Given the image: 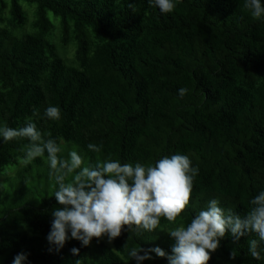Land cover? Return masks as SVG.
Here are the masks:
<instances>
[{
    "label": "trees",
    "instance_id": "obj_1",
    "mask_svg": "<svg viewBox=\"0 0 264 264\" xmlns=\"http://www.w3.org/2000/svg\"><path fill=\"white\" fill-rule=\"evenodd\" d=\"M48 106L61 109L59 121L42 118ZM29 117L46 139L62 137L65 151L79 148L89 165L188 155L199 173L185 224L210 199L244 215L264 190V21L244 0H179L163 15L147 0H0V124L15 129ZM27 143L0 141V173L16 170L0 183V264L21 252L27 264H136L128 252L139 246L171 254L174 241L161 230L181 217L161 218L139 238L125 226L111 243L69 240L56 251L46 237L61 206L54 192L33 186L45 159L18 167ZM256 238L226 234L208 264H264L248 252ZM152 256L144 264H168Z\"/></svg>",
    "mask_w": 264,
    "mask_h": 264
},
{
    "label": "clouds",
    "instance_id": "obj_2",
    "mask_svg": "<svg viewBox=\"0 0 264 264\" xmlns=\"http://www.w3.org/2000/svg\"><path fill=\"white\" fill-rule=\"evenodd\" d=\"M178 2L147 0L149 7L158 9L162 15L171 13ZM244 7L253 18L264 21V0H244ZM187 91L179 88L178 96L184 97ZM33 116L39 118V111L34 110ZM42 118L59 121L61 109L48 106ZM17 138L28 141L23 155L17 158L18 167H27L37 158L45 159L49 176L55 182L53 196L61 207L51 213L53 219L46 239L56 251L69 240L88 247L93 238L106 236L111 243L121 236L125 226L139 238L145 232H156L161 218L176 224L181 217L175 227L161 230L174 241L171 254L160 247L145 250L139 246L129 250L131 260L144 264L155 253L156 257L166 258L168 264H208L210 254L220 247L226 234L237 240L255 234L257 238L248 241V252L254 260H264V190L250 199V210L244 215L225 209L218 199H210L185 224L181 214L189 205L193 181L199 173L188 155H165L155 164L147 165L108 159L82 166L84 159L77 150L68 151V159L61 158L59 154L65 150L66 141L62 137L59 142L46 139L32 117L26 119L23 127L15 129L0 124V141L7 143ZM102 147V144L87 145L95 153L101 152ZM71 252L79 255L78 248H72ZM231 255L235 258L237 253ZM27 260V254L21 252L12 264H27Z\"/></svg>",
    "mask_w": 264,
    "mask_h": 264
},
{
    "label": "rangeland",
    "instance_id": "obj_3",
    "mask_svg": "<svg viewBox=\"0 0 264 264\" xmlns=\"http://www.w3.org/2000/svg\"><path fill=\"white\" fill-rule=\"evenodd\" d=\"M22 6H23V9L25 11H28L29 20H32L33 19V9H31L29 11L30 7L27 4H24V3L22 4ZM55 39H56L55 41H57V38H55ZM73 56H74V48L73 47H69L68 50H67V58L69 60H72L73 59ZM73 149L74 150H77L78 153L82 155V157L84 159V165H82V166H89L88 157L84 156V153L79 148H77L75 146H71V148H68V150H66V151L64 150L60 154V157L63 158V159L64 158L68 159V151L73 150ZM98 163H101V162L99 161ZM45 168H46V170H45ZM9 169H11V170H9ZM43 169L44 170H42V172H41L42 175L40 176V178H38V181H35L34 182L33 186H35L36 189L40 193L47 192L49 194H52L55 191L56 186H55L54 180H52L50 178V176H49V171L50 170L48 168V165H47L46 161H45V165H43ZM15 171L16 170H13L12 167L11 168H8L7 172L11 173V175H0V183L6 181L5 180L6 178L12 177L14 175ZM69 179H70V177H69ZM35 187H33V188H35ZM8 203H10V205L13 204V202L11 204L10 200H9ZM19 204H20V202L17 201L13 205L15 206V205H19ZM2 212H3V210L0 213H2ZM102 238H105V237H102ZM103 241L107 242L106 240H103Z\"/></svg>",
    "mask_w": 264,
    "mask_h": 264
}]
</instances>
